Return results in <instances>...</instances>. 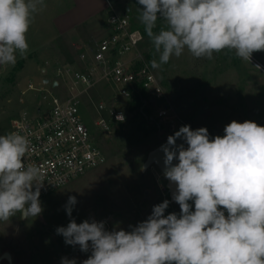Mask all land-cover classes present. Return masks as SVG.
Instances as JSON below:
<instances>
[{"label":"clouds","instance_id":"clouds-1","mask_svg":"<svg viewBox=\"0 0 264 264\" xmlns=\"http://www.w3.org/2000/svg\"><path fill=\"white\" fill-rule=\"evenodd\" d=\"M138 4L140 22L159 53L158 61L150 62L154 69L185 50L209 60L234 50L244 61L264 51V0ZM43 6L44 0H0V67L27 53L26 34ZM158 19L165 26L154 32ZM31 151L30 139L20 131L0 135V221L43 212L45 172L26 162ZM161 151L163 175L176 186L172 199L180 213L165 215L170 203L165 199L129 230H108L105 221L77 223L72 218L77 199L69 196L64 210L70 221L55 231L66 245L91 252L81 264H264V126L233 120L223 136L210 138L206 127L184 125L167 137ZM60 264L77 260L62 257Z\"/></svg>","mask_w":264,"mask_h":264},{"label":"rangeland","instance_id":"rangeland-1","mask_svg":"<svg viewBox=\"0 0 264 264\" xmlns=\"http://www.w3.org/2000/svg\"><path fill=\"white\" fill-rule=\"evenodd\" d=\"M95 2L102 5L105 0ZM107 3L108 10L102 19L105 27L108 15L114 11L127 15L131 25L142 32L143 39L134 52L144 58L156 75L164 97L155 104L140 96L130 102L117 100L126 118L122 123L111 122L110 130L103 132L96 126L99 117L96 104L111 102L114 88L100 78L95 88L81 94L83 118L92 128L106 161L56 192L40 196L43 208L40 216L26 219L17 214L8 221H0V255L10 252L15 257L14 264H55L62 257L91 254L81 252L79 246L66 245L64 238L56 234L57 227H66L70 221L64 210L69 196L77 199L72 212L77 223L86 219L105 221L108 230L113 227L129 230V225L147 219L154 205L165 199L170 201L167 180L159 168L156 165L144 171L142 168L148 153L178 131L181 122L193 130L206 127L210 138L223 136L225 126L233 120L254 121L264 126V51L254 52L250 61H244L234 50L214 53L210 60L195 58L185 50L181 56H173L167 64L154 69L150 62L158 61L159 53L140 22L139 9L143 6L138 0H107ZM72 5L73 0H44L26 34L27 53L17 54L14 65L1 67L0 135L8 133L10 120L21 111L35 112L40 103L39 93L28 90L23 94L30 83H40L43 76L55 78L57 71L65 67L80 71L92 66L91 55L104 35L102 30L86 36L91 45L85 50L68 52L51 25L55 16ZM164 26L158 19L153 31L158 32ZM82 53L88 54L86 59H82ZM67 54L72 56L68 58ZM20 60L24 66L14 72ZM43 67L48 72H42ZM54 92L63 94L61 89ZM163 106L169 108L165 120L156 117ZM172 212L179 214L180 208L170 201L165 215Z\"/></svg>","mask_w":264,"mask_h":264},{"label":"built area","instance_id":"built-area-1","mask_svg":"<svg viewBox=\"0 0 264 264\" xmlns=\"http://www.w3.org/2000/svg\"><path fill=\"white\" fill-rule=\"evenodd\" d=\"M142 39V32L131 25L127 15L112 11L106 32L91 55L90 68L59 69L57 77L50 78L49 83H30L23 92H38L40 103L35 112L23 110L12 117L8 133L20 131L30 139L32 151L26 162L39 165L45 172L40 196L56 192L105 163L106 156L83 118L79 100L83 92L95 88L100 78L114 88L111 102L96 104L99 114L96 126L103 132L110 130L111 122L122 123L126 118L117 100L130 102L140 96L155 104L163 99L158 78L144 58L134 52ZM87 55L82 53V59ZM53 81H57L56 86ZM59 89L63 90L62 95L54 92ZM168 113L169 108L163 106L157 110L156 117L165 120ZM184 125L187 124L181 122L177 129Z\"/></svg>","mask_w":264,"mask_h":264},{"label":"crops","instance_id":"crops-1","mask_svg":"<svg viewBox=\"0 0 264 264\" xmlns=\"http://www.w3.org/2000/svg\"><path fill=\"white\" fill-rule=\"evenodd\" d=\"M80 2L79 0H73V5L67 8L64 12H61L55 16L51 24L55 30L58 40L65 45L68 52H72L74 49L75 51L80 52L90 46L91 43H89V40H87L86 37L88 34L91 33L96 35L99 30H102L101 35L105 34L106 32L107 26L105 27L103 25L104 20L102 19L108 10L107 0H105L102 5L97 4L95 0H86L85 2ZM67 55L68 58L70 55L72 56V54ZM41 70L42 72H48V70L44 67ZM47 78L48 76H43L41 77V81L46 82ZM50 78L53 77L49 76V79ZM86 255L87 256L83 257H74L77 260V264H81V262L87 259L90 254ZM12 258L14 264L16 260L13 254ZM60 261L61 260L59 259L56 260L55 264H60ZM0 264L11 263L7 262L6 260H1Z\"/></svg>","mask_w":264,"mask_h":264},{"label":"water","instance_id":"water-1","mask_svg":"<svg viewBox=\"0 0 264 264\" xmlns=\"http://www.w3.org/2000/svg\"><path fill=\"white\" fill-rule=\"evenodd\" d=\"M129 10V8H128ZM50 82V79L47 78L46 79V83H49ZM53 84L54 86L57 85V81H53ZM167 140L162 142L161 144H159L158 146H156L154 149H152L148 155H147V158H146V161L144 162L143 164V168L142 170H146L148 167H151L152 165H156L159 170L164 173V164H163V152L161 151V145H164L166 144ZM180 143H183L182 140H177V144H180ZM185 147H187V145L185 144L184 145ZM178 163V161L174 160L173 161V164H176ZM167 180V179H166ZM167 189L169 190V196H170V201L171 203H176L173 199H172V195H173V192L176 190V186L171 183L169 180H167ZM148 191L145 192L144 196L145 198L148 197ZM1 260H6L7 262L13 264V258H12V254L8 251H5L1 254L0 256V261Z\"/></svg>","mask_w":264,"mask_h":264},{"label":"trees","instance_id":"trees-1","mask_svg":"<svg viewBox=\"0 0 264 264\" xmlns=\"http://www.w3.org/2000/svg\"><path fill=\"white\" fill-rule=\"evenodd\" d=\"M24 66V61L20 60V62H18V65L16 66V68L14 67V72H17L18 70L22 69Z\"/></svg>","mask_w":264,"mask_h":264}]
</instances>
